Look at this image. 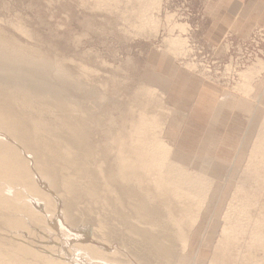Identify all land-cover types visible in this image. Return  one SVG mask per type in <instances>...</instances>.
Masks as SVG:
<instances>
[{"label": "rangeland", "instance_id": "obj_1", "mask_svg": "<svg viewBox=\"0 0 264 264\" xmlns=\"http://www.w3.org/2000/svg\"><path fill=\"white\" fill-rule=\"evenodd\" d=\"M0 41L11 43L2 45L8 51L0 45L3 54L10 56L14 47L12 58L44 62L32 64L47 65L60 89L61 100L31 97L23 108L29 126L50 138L65 137L68 119L80 133L66 134L68 140L85 139L76 159L64 165L63 173L82 187L76 188V200L68 198V219L61 185L47 187L33 169L30 182L42 195L35 201L22 182L0 183V264L17 259V241L39 253L31 258L50 259L46 264H140L134 254H148L142 251L148 237L175 251L168 264H218L219 257L227 264H264L261 13L233 0H0ZM140 123L149 142L165 147V180L182 182L183 190L197 184L190 188L198 207L194 222L185 218L186 207L152 183L145 185L149 175L126 170L127 179L120 176L116 144L125 143L127 155ZM2 135L0 142H8ZM110 175L126 194L110 188ZM138 175L141 183L134 180ZM92 182L112 205L137 196L151 219L134 210L137 197L132 207L124 203L128 208L122 199L123 207L115 206L118 215L113 212L117 221L110 218L112 210L84 194ZM22 208L37 213L36 221ZM8 218L16 219L7 225ZM155 261L149 262L160 264Z\"/></svg>", "mask_w": 264, "mask_h": 264}, {"label": "bare ground", "instance_id": "obj_2", "mask_svg": "<svg viewBox=\"0 0 264 264\" xmlns=\"http://www.w3.org/2000/svg\"><path fill=\"white\" fill-rule=\"evenodd\" d=\"M6 43L2 42V45L8 46L11 44V43H7L8 45H6ZM0 45H1V43H0ZM12 45H13V43H12ZM14 46L16 48L18 47L15 44H14ZM2 47L5 48L6 51H8L6 47H4V46H2ZM12 47L13 46H10L9 50L12 49ZM3 48L0 47V133L3 134L2 137L6 138L8 142H6V143L0 142V183L8 182L10 184H15L18 182H22L25 191L29 195H31V201H33V200L35 201L36 198H39L40 196L42 197V195H41V190L39 189V187L34 186L33 182H30L31 173H33V170H34L37 173H39V176H41L42 180L43 179L45 180L43 182H48V184L46 183L47 187L54 189L53 187L56 188L57 185L58 186L61 185L60 187H62V188H60V187L59 188L61 189L60 191H62V194L60 193V195H61V197H63L62 198L63 201H65L67 199L66 206H64L65 207L64 210L67 213V215H65L64 213L63 214H64V216L69 217L70 214H68V213L70 210L69 207L71 205L67 204V202L69 201L68 198L72 197L73 195L77 196V193L79 191H77L76 188L79 186L78 185L79 181L77 182L76 180H73V177L70 173H69L70 175L67 173H63V170L65 169L64 165L66 164L68 166L70 164L69 163L70 161L68 162V160H70L69 158H71V160L76 159V155H77L76 153L77 152L75 151V149L77 148V146H80L82 141L85 139L75 138L73 140H68L69 136H66V134L70 133L74 137L78 136L80 134L68 122V119H67L66 124L68 123L69 125H65L66 126L65 127L66 131H64L66 133L65 137L63 136V134H61L59 136L54 135L53 138H50L48 136V133L45 130L40 129V131H38V130H35L29 126L28 123H29V117L30 116H28L27 110H25L23 108H25V107H27V105L31 104L30 103L31 97L40 95V96H44V97L51 99V101L61 100L60 94H59L60 89L54 82L53 83L51 82L52 79L50 81V79L48 77L49 76L48 73L50 70L47 68V65L41 67L40 65L32 64V63H38L35 59H34L35 62L33 61L31 63L29 61H27L28 64H30V65H28L25 62L26 59L24 57L18 56L20 58H23L22 59L23 61L25 60L24 63H22L20 61L21 59L18 58L19 60H17L15 58H12L13 57L12 51L14 50V47H13L12 51L11 50L9 51L10 56L7 54H3V52H4V51L2 52V50H4ZM16 48H15L14 54L16 52H18V51H16L17 50ZM18 54H19V52L16 53V55H18ZM20 55H23V54H20ZM28 60L31 61L33 59L32 58L30 59L28 57ZM25 63L27 65H24ZM41 63L44 64V62H42V61H40V63H38V64H41ZM33 65H36L38 67L33 66ZM63 101H64V99H63ZM134 132H135V134L134 133H132V134L135 135V140L133 141V143H131L129 141L130 144L126 145V146H130L127 149V152H126L127 155H125V156L122 155L124 153L123 150H124L125 143L122 144V143L118 142L116 144V147H115L116 148V157L121 162V174H120V176L124 179H127L126 177L122 176L123 172L126 173L125 172L126 170H134L136 172H140L141 175L142 174L144 175V177H145V175L146 176L149 175L150 181L144 180L145 185H150L152 183V185L155 186V188H157L156 191H158V192L164 191L167 195H170V198L175 200L176 204L183 205V207H186V211H185L186 213L184 214L186 219L187 218H189L190 220L191 219L193 220L195 218L197 219V216H196L197 211L196 210L198 209V207L196 208V206H194V205H196V203L194 202V201H196L195 200L196 198H194V196L192 195V193H194V190H190V188L197 187L196 186L197 184L195 182H193V184H190V188H189L190 191H189L187 188L184 190L182 189L183 184L180 181L172 180V181L167 182L164 178V175H162L163 174V171H162L163 163L165 160V153H166L165 147L160 142H149L145 138L146 127L144 125H141V123L139 125V128H137ZM131 135H130V137H131ZM141 137H143L144 140H140ZM133 139L134 138H132V140ZM30 155L32 157L34 156L35 158H32V159L30 158L31 160L27 159V157ZM157 159H159V160H157ZM30 162H31V164H30ZM58 163H61V164L64 163V164L62 167L59 168L57 166ZM58 179H60L61 181H59ZM114 179H115V177L113 175H110L109 182H107L108 185L110 186V188H112V187L115 188L120 195H122L124 192L126 194L127 190H123V189H121V187H117L116 183L114 182ZM139 179H143L142 176L138 175L137 177L134 178V180H136L138 183H141L142 181H140ZM46 180H48V181H46ZM74 181H76V182H74ZM183 181H184V184H187V182L185 180H183ZM80 188L82 190V187H80ZM83 192H84V194H86L89 197V199H92L96 203L103 205L102 207L107 206V209L108 208L110 209V210H106V211H108V213H109V211L112 210V213L110 215L108 214V216H110V218H111V215H113V212L116 216L118 215V213L115 211V206H117V205L122 206L121 204L125 203L126 206L132 207L133 205H135L132 198L137 197L135 195H130L132 197L131 199H127V197H125L126 199L122 198L123 200H127V202L126 201L122 202V199H121V201L119 200V202H117L116 204L113 203L114 205H112V203L109 204L107 201L108 199L105 196L98 195V189L95 187L94 182L85 185ZM1 193H3V192H1ZM49 195H50V193H49ZM0 196H2V195H0ZM5 196H6V193H5ZM75 196H73L74 198L72 197L73 200H76ZM46 197L48 200L49 197L48 196H46ZM121 197H123V196H121ZM121 197L119 196V199ZM6 198H7V196H6ZM59 198H60V196H59ZM128 198H129V196H128ZM137 199L139 200L138 197H137ZM4 200H6V199H4ZM31 201H28V202H31ZM7 202L8 201H6V203ZM44 202H46V201H44ZM73 202H75V201H73ZM3 203L6 204L5 201ZM34 204H37V202L36 203L34 202ZM41 204H43V203H41ZM41 204H39V206ZM46 204H44V205H46ZM70 204H71V202H70ZM125 204H124V207H126ZM73 205L74 204L72 203V206ZM1 206H3V205H1ZM35 206H37V205H35ZM39 208H41V206ZM39 208H37V209H39ZM104 208H103V210H104ZM126 208H128V207H126ZM144 208L142 205V201L139 200L137 207L134 208V210L137 211L139 214H141L142 218L145 219L147 217H150V219H151V213L148 212V210H146ZM245 208H246V206H245ZM11 209H12V207H11ZM12 210L16 211V210H18V208L16 210H14V209H12ZM23 210H24V212H25V210L28 211L27 208H25ZM75 210H76V208H75ZM38 212H40V214H42V212H45V211H39L38 210ZM61 212H62V210H61ZM245 213H246V211H245ZM11 214H13V213H11ZM29 214L36 221L37 218H35V217H36L37 213L29 212ZM24 215H23V217H24ZM29 216H27V217H29ZM43 216H45V215H43ZM116 216H115V218H117ZM68 217H67V219H68ZM113 217H114V215L112 216V219H114ZM170 217H171V215L168 216V219ZM16 218L18 219V217H16ZM20 218H21V216H20ZM136 218H138V217H136ZM15 219H9V218L6 219L7 225H8V223H10V224L13 223ZM30 219H31V217H30ZM172 219H174V218L172 217L171 220ZM114 220L117 221L116 219H114ZM102 222H104V221L103 220L101 221V224L103 226L102 228H106V224L104 223L105 225H103ZM193 222H194V220H193ZM193 222H191V224ZM16 224L15 225L12 224V225H14V227H15ZM11 227H13V226H11ZM18 228H20V227L18 226ZM222 229H223V231H225L224 228H222ZM112 232H110V233H112ZM134 232H136V231H134ZM229 233H230V229H229ZM112 234H114V233H112ZM116 234H118V233H116ZM28 235H29V233H28ZM18 237L19 236H17V238ZM106 237H108V236L106 235ZM140 237H141V235H140ZM142 237L144 238V236H142ZM235 238H237V237L235 236V237L231 238L230 241H233V239H235ZM142 243L144 244V246H143L144 248H142L143 250L142 249L141 250L147 251L148 254L145 251H144V253H146V255H144L143 253H137V254L135 253L134 254V256H136L137 259L139 260L140 264H151L149 261L152 259H156V261H155L156 263H157V260H160V261H158L160 264H168L167 262H169V258L174 261L173 257L171 258V253H173L175 251L173 250V252H172V248L170 247V245L165 246L164 244L159 243L157 237H148V239L145 238V241L143 242V240H142ZM83 244H85V243H83ZM14 245L18 250L17 259H14L15 261H11L10 263L9 262H5V263L2 262V264L3 263L4 264H44L45 262L46 263L50 262V259H49V260H45V261L43 260L44 262L42 261L43 263H41V261L38 260L37 259L38 257L35 255V254L38 255L39 253L35 252V254H34L33 249H31L32 251L28 250L29 246L27 245L26 247H24V244L22 241L14 242ZM64 245H65V243H64ZM146 246H148V248H145ZM75 247H77V246H75ZM139 247L141 248V246H139ZM83 248H85V247H83ZM72 249H74V248H72ZM89 249H91V248H89ZM92 250L93 249H91V251ZM51 251H53V250H51ZM27 253H28V255L31 254V255H29V257L30 256L33 257V255H34L37 258L34 257V259H33L30 257V259H28L27 258L28 256L24 255ZM78 253L80 254V252H78ZM89 253H91V252H89ZM139 254H141V255H139ZM174 254H173V256H174ZM40 255L42 258L43 257L42 253ZM99 257H100V255H99ZM41 258H39V259H41ZM214 260L215 259L211 260L210 264H217L216 263L217 261L214 262ZM219 260H220L219 261L220 264H227L228 263L227 260H222L220 257H219ZM236 260H237V258H236ZM66 264H68V263H66Z\"/></svg>", "mask_w": 264, "mask_h": 264}, {"label": "crops", "instance_id": "obj_3", "mask_svg": "<svg viewBox=\"0 0 264 264\" xmlns=\"http://www.w3.org/2000/svg\"><path fill=\"white\" fill-rule=\"evenodd\" d=\"M233 2L240 5L241 9L256 10L264 16V0H233Z\"/></svg>", "mask_w": 264, "mask_h": 264}]
</instances>
